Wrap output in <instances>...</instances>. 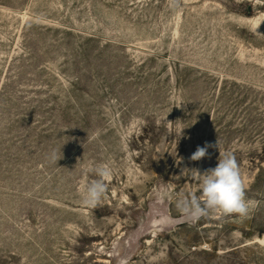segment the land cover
Listing matches in <instances>:
<instances>
[{"label":"rangeland","instance_id":"1","mask_svg":"<svg viewBox=\"0 0 264 264\" xmlns=\"http://www.w3.org/2000/svg\"><path fill=\"white\" fill-rule=\"evenodd\" d=\"M205 142L247 217L176 209ZM0 264H264V0H0Z\"/></svg>","mask_w":264,"mask_h":264},{"label":"clouds","instance_id":"2","mask_svg":"<svg viewBox=\"0 0 264 264\" xmlns=\"http://www.w3.org/2000/svg\"><path fill=\"white\" fill-rule=\"evenodd\" d=\"M210 147L219 149L216 167L209 168L203 173L197 169L181 168V175L189 176L198 188L197 191L190 193H176V209L184 221L193 224L215 214L220 216L236 215L241 218L247 217L251 208L249 201L246 199V185L237 158L232 151H221L219 142L215 145L205 142L204 146H197L189 160L200 161L202 158L209 156L208 149ZM50 159L53 163H57L59 160L57 150L54 149L51 152ZM182 161L183 158H178L176 161L177 166ZM85 172H91L97 178L86 185L82 194L81 204L84 207L95 208L102 203L108 191L107 181L113 175V168L109 165L101 164L87 168ZM176 178L179 179V177ZM168 223V218L164 216H160L154 221V224L158 226H166Z\"/></svg>","mask_w":264,"mask_h":264}]
</instances>
